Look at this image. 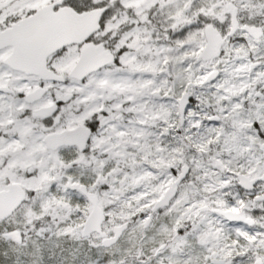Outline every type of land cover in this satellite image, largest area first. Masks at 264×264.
Masks as SVG:
<instances>
[{
    "label": "snow or ice",
    "instance_id": "1",
    "mask_svg": "<svg viewBox=\"0 0 264 264\" xmlns=\"http://www.w3.org/2000/svg\"><path fill=\"white\" fill-rule=\"evenodd\" d=\"M0 264H264V0H0Z\"/></svg>",
    "mask_w": 264,
    "mask_h": 264
}]
</instances>
